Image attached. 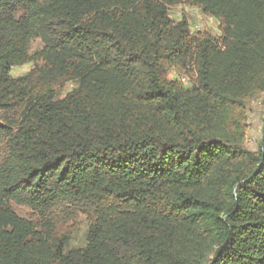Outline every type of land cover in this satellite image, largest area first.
<instances>
[{"label":"trees","instance_id":"16d2710c","mask_svg":"<svg viewBox=\"0 0 264 264\" xmlns=\"http://www.w3.org/2000/svg\"><path fill=\"white\" fill-rule=\"evenodd\" d=\"M259 91L264 0H0V264H264Z\"/></svg>","mask_w":264,"mask_h":264},{"label":"rangeland","instance_id":"374dc122","mask_svg":"<svg viewBox=\"0 0 264 264\" xmlns=\"http://www.w3.org/2000/svg\"><path fill=\"white\" fill-rule=\"evenodd\" d=\"M170 15L179 20L183 16L186 17L189 23V28L193 32L195 31H208L212 35H219V30L217 27V22L215 19H209V17L198 12L197 9L192 8L188 5L179 4L170 9ZM41 49V44L38 40H34L30 45V54L35 53ZM32 63H27L22 66L13 67L11 69V74L13 76H22L26 74ZM168 79H177L181 85L186 87L191 86L193 83V78L188 75H183L176 73L174 69L169 70L167 73ZM71 88L67 84L63 89V94ZM246 136H245V147L250 151H255L259 140L262 135L264 127V91L256 92L251 98L246 101ZM13 210L22 218L33 220L32 213L27 207L18 206L12 204ZM88 228V220L85 216L81 215L72 220L64 228V232L71 235V248L82 247L85 244L86 232Z\"/></svg>","mask_w":264,"mask_h":264}]
</instances>
